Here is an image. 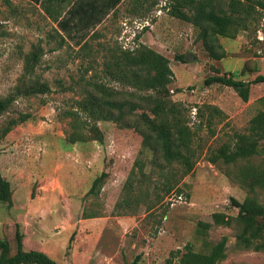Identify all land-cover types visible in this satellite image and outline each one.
Wrapping results in <instances>:
<instances>
[{
  "label": "rangeland",
  "instance_id": "obj_1",
  "mask_svg": "<svg viewBox=\"0 0 264 264\" xmlns=\"http://www.w3.org/2000/svg\"><path fill=\"white\" fill-rule=\"evenodd\" d=\"M106 1L116 0H0V96L18 84L24 59L37 45L44 55L36 74L52 88L45 95L17 98L3 118L6 122L31 117L0 140V171L13 190L11 205L0 202V238L7 239L15 252L20 226L25 249L43 251L60 264H180L190 245L197 252L206 251L226 238V258L220 264H264V251L236 246L235 226H213L207 236L198 232L199 222H211L214 213L237 216L232 199L243 202L252 194L264 204V188L250 191L241 183L237 167L222 161L214 165L208 158L211 151L246 132L251 119L264 110L260 101L264 82L252 84L249 102L230 87L205 84L206 78L219 73L239 72V78L251 82L264 77V14L236 39L221 38L227 55L219 61L197 41L192 24L169 14L170 0H122L99 29L81 32L80 17L87 11L77 12L79 7L92 4L97 20ZM61 14L77 18L78 33L60 28ZM146 21L152 26L133 35ZM60 34L65 35L63 42ZM141 36L170 60L172 98L188 108L200 151L194 170L183 178L178 172V183L169 194L161 189L166 177L159 166L150 164L152 153L141 152L142 138L136 131L102 121V143L68 140L72 129L65 113L93 90L92 78L122 93L132 91L104 80L102 70L112 54L144 44ZM207 105L219 107L223 114L209 121ZM142 159L145 177L150 178L130 180L135 186L128 193L126 183ZM252 163L264 167V152ZM103 174L100 191L89 193ZM141 174L134 177L141 179ZM141 188L147 194L140 197Z\"/></svg>",
  "mask_w": 264,
  "mask_h": 264
},
{
  "label": "trees",
  "instance_id": "obj_2",
  "mask_svg": "<svg viewBox=\"0 0 264 264\" xmlns=\"http://www.w3.org/2000/svg\"><path fill=\"white\" fill-rule=\"evenodd\" d=\"M39 1V0H35ZM122 0L114 3L105 2L100 8V18L91 12L92 4L79 7L78 11L86 10L85 17H80L83 32L93 30ZM48 4V3H47ZM45 3V9L48 11ZM88 7V8H87ZM169 14L181 21L188 22L197 30V41L202 42L209 57L223 60L227 51L221 43V38L236 39L240 31L249 29V23L257 20V15L264 14V0H170ZM72 17V16H70ZM60 22V28L69 33L79 32V25L66 18ZM1 29V23H0ZM83 34V35H84ZM62 42L64 37L60 34ZM85 46L82 47L83 50ZM44 49L35 46L25 57L24 73L7 96H0V140L5 138L15 126L29 120L30 115H21L18 119L12 118L3 121L19 97H34L51 92V85L43 81L36 74L41 63ZM184 60L183 56L179 57ZM89 71V69H87ZM103 79L111 80L128 88L122 93L109 84L99 82L100 78H92L90 85L93 90L87 91L84 96L74 101L73 107L65 113L70 119L71 131L68 140L72 143L96 140L104 141V132L99 123L102 121L114 122L119 128H129L140 134L142 138V153L148 151L153 158L150 164L159 166L161 176H165L163 189L169 194L177 185L178 172L181 178L190 174L200 155L195 145L196 132L190 126L189 110L183 103L172 98L170 85L174 82V72L170 60L146 44L138 45L133 49H122L111 55V60L105 64ZM240 75H245L242 70ZM97 76V75H94ZM264 82L259 76L253 82L239 78V73L210 76L205 79L206 86L216 83L234 89L244 102H249L252 84ZM178 89V92H181ZM264 103V97L260 99ZM208 120L212 121L216 115L223 114V110L215 105H207ZM198 115L204 116L203 110L198 109ZM264 152V110L258 112L250 121V126L244 133H238L230 143L209 153V162L217 165L220 161L229 166L237 167L241 183L254 192L257 187L264 188V167L262 164L252 163L256 156ZM138 170L131 171L125 190L134 192L132 181H142L145 177L142 160L135 163ZM178 167V168H177ZM144 176L141 179L134 177L137 172ZM106 174L98 177L89 193L100 191ZM147 193L140 189L139 196ZM11 183L0 171V202H13ZM161 195H158L160 201ZM232 204L238 209L235 217L224 213H214L211 222H199L198 232L207 236V231L213 226L236 227L238 248L264 251V204L256 195H248L243 202L232 199ZM152 208V206H151ZM19 226V225H18ZM25 234L17 227L15 232L14 252L7 239L0 238V264H60L47 253L38 250H27L24 245ZM206 251H195L190 245L180 264H220L226 258L227 239L217 244H210Z\"/></svg>",
  "mask_w": 264,
  "mask_h": 264
},
{
  "label": "crops",
  "instance_id": "obj_3",
  "mask_svg": "<svg viewBox=\"0 0 264 264\" xmlns=\"http://www.w3.org/2000/svg\"><path fill=\"white\" fill-rule=\"evenodd\" d=\"M124 1V0H123ZM57 7V6H56ZM117 7H119V6H117ZM68 15L66 14V15H64V14H61V16H60V18H59V21L60 20H64L66 17H67ZM51 18V17H50ZM62 18V19H61ZM52 19V18H51ZM54 21V20H53ZM114 22V21H113ZM101 25L102 24H98L96 27H95V29L94 30H97V29H99L100 27H101ZM57 26V25H56ZM60 33H61V31H60ZM62 34V33H61ZM95 34V33H94ZM63 37H64V39H65V35H62ZM138 36V35H137ZM95 37H100L98 34H96L95 35ZM140 40H141V42L142 43H144V36H141L140 37ZM145 44V43H144ZM241 72V71H240ZM239 73V72H238Z\"/></svg>",
  "mask_w": 264,
  "mask_h": 264
},
{
  "label": "built area",
  "instance_id": "obj_4",
  "mask_svg": "<svg viewBox=\"0 0 264 264\" xmlns=\"http://www.w3.org/2000/svg\"><path fill=\"white\" fill-rule=\"evenodd\" d=\"M152 24L150 23V21H146L144 22L142 25H137L136 26V30L134 31L133 35H136L137 31H143L146 27H151Z\"/></svg>",
  "mask_w": 264,
  "mask_h": 264
},
{
  "label": "clouds",
  "instance_id": "obj_5",
  "mask_svg": "<svg viewBox=\"0 0 264 264\" xmlns=\"http://www.w3.org/2000/svg\"><path fill=\"white\" fill-rule=\"evenodd\" d=\"M147 28V27H146Z\"/></svg>",
  "mask_w": 264,
  "mask_h": 264
}]
</instances>
